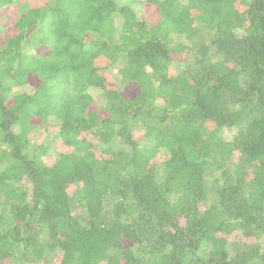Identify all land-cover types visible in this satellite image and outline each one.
Here are the masks:
<instances>
[{
    "label": "trees",
    "instance_id": "trees-1",
    "mask_svg": "<svg viewBox=\"0 0 264 264\" xmlns=\"http://www.w3.org/2000/svg\"><path fill=\"white\" fill-rule=\"evenodd\" d=\"M0 264H264V0H0Z\"/></svg>",
    "mask_w": 264,
    "mask_h": 264
},
{
    "label": "rangeland",
    "instance_id": "rangeland-1",
    "mask_svg": "<svg viewBox=\"0 0 264 264\" xmlns=\"http://www.w3.org/2000/svg\"><path fill=\"white\" fill-rule=\"evenodd\" d=\"M151 10V7H147V11L149 12ZM147 17H148V15L146 14L145 15V18L147 19ZM149 17H150V14H149ZM32 87H33V83L32 82H29V84H28V86H27V88H26V91L27 92H31L32 91ZM93 94L95 95V96H97V94H96V92L95 91H93ZM96 106V105H95ZM94 105L92 106V109H95L96 107H95ZM55 134H56V128H55V126H50L49 128H48V132L44 135V136H42V137H40V134H36L35 135V139H38L39 137L41 138V139H43V142H47V141H51L52 140V138L55 136ZM56 144L54 143V146H55ZM55 149H57V150H60L61 148L60 147H57V148H55ZM44 159V158H43ZM51 159V161H52V159H53V157H51L50 158ZM231 241H235L234 239L233 240H231Z\"/></svg>",
    "mask_w": 264,
    "mask_h": 264
}]
</instances>
